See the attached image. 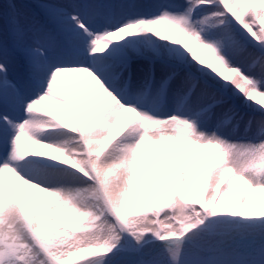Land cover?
Listing matches in <instances>:
<instances>
[{
	"label": "snow or ice",
	"instance_id": "obj_1",
	"mask_svg": "<svg viewBox=\"0 0 264 264\" xmlns=\"http://www.w3.org/2000/svg\"><path fill=\"white\" fill-rule=\"evenodd\" d=\"M0 264H264V0H0Z\"/></svg>",
	"mask_w": 264,
	"mask_h": 264
},
{
	"label": "bare ground",
	"instance_id": "obj_2",
	"mask_svg": "<svg viewBox=\"0 0 264 264\" xmlns=\"http://www.w3.org/2000/svg\"><path fill=\"white\" fill-rule=\"evenodd\" d=\"M148 2H155V0H148ZM161 2H163V0H161ZM46 104H47V106H48L50 109L54 110V106H53L52 104L47 103V102H46Z\"/></svg>",
	"mask_w": 264,
	"mask_h": 264
}]
</instances>
